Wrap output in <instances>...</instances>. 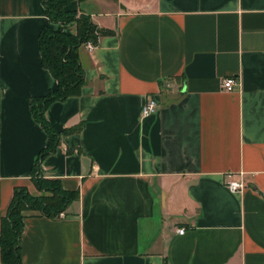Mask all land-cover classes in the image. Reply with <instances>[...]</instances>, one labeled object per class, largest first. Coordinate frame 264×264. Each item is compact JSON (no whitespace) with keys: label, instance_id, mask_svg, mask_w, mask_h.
I'll list each match as a JSON object with an SVG mask.
<instances>
[{"label":"crops","instance_id":"crops-1","mask_svg":"<svg viewBox=\"0 0 264 264\" xmlns=\"http://www.w3.org/2000/svg\"><path fill=\"white\" fill-rule=\"evenodd\" d=\"M65 8L116 34L80 48V95L46 110L58 131L79 130L39 173L79 198L63 217L25 218L23 264H264V0ZM46 25L78 32L43 0H0V232L16 188L41 193L32 172L49 136L31 100L58 87L42 64ZM148 95L158 110L144 117ZM228 174L247 187L231 191Z\"/></svg>","mask_w":264,"mask_h":264},{"label":"trees","instance_id":"trees-1","mask_svg":"<svg viewBox=\"0 0 264 264\" xmlns=\"http://www.w3.org/2000/svg\"><path fill=\"white\" fill-rule=\"evenodd\" d=\"M71 1L73 0H43L46 16L51 22L76 21L78 32L66 33L46 25L39 34L42 64L58 80V87L51 90L48 95L34 97L31 100L32 116L49 136L48 144L39 153L32 172V180L41 193L34 195L26 187L15 189L7 215L1 224L0 264H23L20 241L26 217L40 214L56 218L79 198L78 191L65 189L59 179L43 178L39 173L42 160L57 150L61 137L79 130V127H72L58 131L47 120L45 113L53 102L80 95L86 81L85 71L80 62V48L89 41L98 45L100 37L112 36L116 32L98 26L88 14L67 10L65 7ZM164 264H168L167 261Z\"/></svg>","mask_w":264,"mask_h":264},{"label":"built area","instance_id":"built-area-1","mask_svg":"<svg viewBox=\"0 0 264 264\" xmlns=\"http://www.w3.org/2000/svg\"><path fill=\"white\" fill-rule=\"evenodd\" d=\"M85 46L89 49V50H93L95 48V44L92 42H87L85 44ZM166 86H170V83L168 81H165ZM236 83V78L234 77H228L226 79H224L223 81V87L226 90H233L234 89V85ZM158 110V102L156 100V98L152 95H148L147 99L145 101V104L142 108V115L144 117L150 116L154 113H156ZM225 184L226 186L233 192H238V191H242L243 189H245L247 187V183L244 181V179H234L232 174H228L226 175V180H225ZM65 215L64 212H61L59 214V217H63ZM185 228L181 227L178 228L177 231L181 234H183L185 232Z\"/></svg>","mask_w":264,"mask_h":264}]
</instances>
